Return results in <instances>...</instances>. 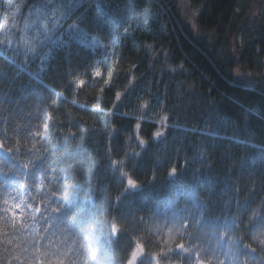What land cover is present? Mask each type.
I'll use <instances>...</instances> for the list:
<instances>
[{"label":"trees","instance_id":"trees-1","mask_svg":"<svg viewBox=\"0 0 264 264\" xmlns=\"http://www.w3.org/2000/svg\"><path fill=\"white\" fill-rule=\"evenodd\" d=\"M0 145V192L73 185V208L124 221L120 255L177 219L244 236L264 220V0H0Z\"/></svg>","mask_w":264,"mask_h":264},{"label":"snow or ice","instance_id":"snow-or-ice-1","mask_svg":"<svg viewBox=\"0 0 264 264\" xmlns=\"http://www.w3.org/2000/svg\"><path fill=\"white\" fill-rule=\"evenodd\" d=\"M42 27L48 31L47 23ZM25 43L31 41L26 39ZM95 71L97 75L102 74L100 69ZM126 184L135 187L138 181L128 175ZM21 187L28 185L23 182ZM73 187L63 184L54 190L50 185L41 184L27 195L17 189L0 192V264H117L118 261L119 264H140L145 256L152 264H171L173 257H180L187 264H212L211 257L217 256L218 250L231 264H248L239 259L241 255L250 257L252 264H264V256L256 254L251 244L244 243L250 238L264 253V220L252 227L259 219L256 212L249 215L244 236L237 231L241 227L240 216L219 225L214 221L210 229L199 220L191 224L180 219L168 226L154 224L156 231L149 234L159 238L155 241L156 251L147 253L145 243L138 235H132L130 251L120 255L114 245L125 231L120 223L123 220L84 207L73 208ZM189 229H195V234ZM205 229L211 234L202 240L200 233ZM221 229L225 230L224 235ZM216 264L223 261L217 257Z\"/></svg>","mask_w":264,"mask_h":264},{"label":"rangeland","instance_id":"rangeland-1","mask_svg":"<svg viewBox=\"0 0 264 264\" xmlns=\"http://www.w3.org/2000/svg\"><path fill=\"white\" fill-rule=\"evenodd\" d=\"M183 9V8H182ZM98 42L97 41H95L93 44L94 45H99V44H97ZM237 72V75H239L240 76V73H239V71H236Z\"/></svg>","mask_w":264,"mask_h":264}]
</instances>
